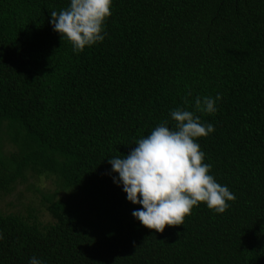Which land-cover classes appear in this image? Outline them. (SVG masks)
<instances>
[{
    "label": "trees",
    "instance_id": "16d2710c",
    "mask_svg": "<svg viewBox=\"0 0 264 264\" xmlns=\"http://www.w3.org/2000/svg\"><path fill=\"white\" fill-rule=\"evenodd\" d=\"M68 4L0 0V193L27 174L54 184L48 222L0 210V264H264V0H113L105 39L80 53L49 24ZM218 92L215 113L196 108ZM177 107L214 125L197 142L236 199L157 232L108 158Z\"/></svg>",
    "mask_w": 264,
    "mask_h": 264
},
{
    "label": "clouds",
    "instance_id": "9594fccd",
    "mask_svg": "<svg viewBox=\"0 0 264 264\" xmlns=\"http://www.w3.org/2000/svg\"><path fill=\"white\" fill-rule=\"evenodd\" d=\"M113 0H69L67 8L50 12L49 24L62 39L68 40L75 53L103 42L107 35L106 20L112 15ZM191 95V92L188 93ZM221 94L195 97L197 109L213 114L218 110ZM175 122L167 120L137 139L126 155L108 158L112 179L122 186L126 199L142 207L132 216L143 226L163 232L166 226L184 224L194 206L201 202L215 213H224L235 194L211 174L198 138L215 131L212 123H202L199 116L186 108L170 111ZM4 234L0 231V240ZM28 264H46L33 255Z\"/></svg>",
    "mask_w": 264,
    "mask_h": 264
},
{
    "label": "rangeland",
    "instance_id": "374dc122",
    "mask_svg": "<svg viewBox=\"0 0 264 264\" xmlns=\"http://www.w3.org/2000/svg\"><path fill=\"white\" fill-rule=\"evenodd\" d=\"M53 188L51 177L27 174L25 180L17 182L11 192L0 193V210L3 213H21L24 216H28L32 210L42 222H48L51 217L46 211L42 194L52 191Z\"/></svg>",
    "mask_w": 264,
    "mask_h": 264
}]
</instances>
